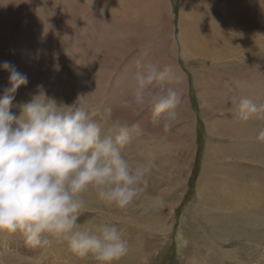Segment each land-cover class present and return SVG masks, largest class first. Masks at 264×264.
<instances>
[{
	"label": "rangeland",
	"instance_id": "rangeland-1",
	"mask_svg": "<svg viewBox=\"0 0 264 264\" xmlns=\"http://www.w3.org/2000/svg\"><path fill=\"white\" fill-rule=\"evenodd\" d=\"M263 10L264 0H0V96L7 61L28 78L14 105L42 87L57 104L98 110L104 132L127 124L125 158L154 162L127 208L82 194L78 222L114 224L128 240L117 264H264V121L234 114L241 97L264 104ZM148 65L168 66L178 92L167 131L131 102L135 73ZM48 239L34 248L0 233V264H96Z\"/></svg>",
	"mask_w": 264,
	"mask_h": 264
},
{
	"label": "clouds",
	"instance_id": "clouds-1",
	"mask_svg": "<svg viewBox=\"0 0 264 264\" xmlns=\"http://www.w3.org/2000/svg\"><path fill=\"white\" fill-rule=\"evenodd\" d=\"M2 68L10 73V87L0 96V233H20L34 248L49 244L48 237L60 239L81 260L117 264L128 254L129 242L114 224L78 222L87 210L82 194L91 190L105 205L127 208L145 191L153 160L125 158L123 149L131 140L127 124L117 119L104 132L95 119L98 110L57 104L42 87L29 101L14 105L28 78L10 62ZM169 75L168 66L138 69L131 101L136 114L151 109L153 123L165 131L180 103L176 88L166 83ZM14 106L19 115L11 111ZM234 114L243 122L264 121V104L241 97ZM256 140L264 143V127Z\"/></svg>",
	"mask_w": 264,
	"mask_h": 264
},
{
	"label": "trees",
	"instance_id": "trees-1",
	"mask_svg": "<svg viewBox=\"0 0 264 264\" xmlns=\"http://www.w3.org/2000/svg\"><path fill=\"white\" fill-rule=\"evenodd\" d=\"M200 125H201V123H199V127H200ZM199 136H200V132H199ZM197 141H198V145H199V149H198L199 151H198V153L200 155L201 154V151H202V148H203V145L201 144L200 140L197 139ZM195 177H196V169L193 172V175L191 176V178L189 180V183L191 182V185L194 184L192 178L194 179Z\"/></svg>",
	"mask_w": 264,
	"mask_h": 264
},
{
	"label": "bare ground",
	"instance_id": "bare-ground-1",
	"mask_svg": "<svg viewBox=\"0 0 264 264\" xmlns=\"http://www.w3.org/2000/svg\"><path fill=\"white\" fill-rule=\"evenodd\" d=\"M190 1H191V0H190ZM203 2H204V1H203ZM206 5H207V4H206ZM197 10H198V9H197ZM263 11H264V10H263ZM19 13H20V12H19ZM196 25H198V24H196ZM195 28H196V27H195ZM194 30H195V29H194ZM203 40H204V39H203ZM190 41H191V40H190ZM192 41L194 42V41H196V40L194 39V40H192ZM196 43H197V42H196ZM230 44H231V43H230ZM16 53H17V52H16ZM223 180H224V179H223ZM221 183H222V182H221ZM213 184H214V183H213ZM217 184L219 185V182H217ZM217 184H216V185H217ZM222 184H223V183H222ZM220 187H222V186L220 185ZM222 198H223V197H222ZM227 200H228V199H227Z\"/></svg>",
	"mask_w": 264,
	"mask_h": 264
}]
</instances>
